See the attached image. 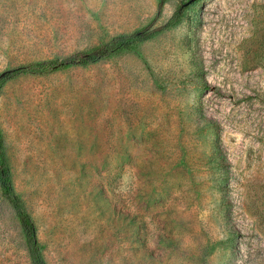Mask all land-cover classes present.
I'll use <instances>...</instances> for the list:
<instances>
[{
	"label": "rangeland",
	"instance_id": "1",
	"mask_svg": "<svg viewBox=\"0 0 264 264\" xmlns=\"http://www.w3.org/2000/svg\"><path fill=\"white\" fill-rule=\"evenodd\" d=\"M170 28L0 89L49 264H264V0H0V73ZM0 264H32L0 186Z\"/></svg>",
	"mask_w": 264,
	"mask_h": 264
},
{
	"label": "trees",
	"instance_id": "2",
	"mask_svg": "<svg viewBox=\"0 0 264 264\" xmlns=\"http://www.w3.org/2000/svg\"><path fill=\"white\" fill-rule=\"evenodd\" d=\"M164 0H161V4ZM183 16L180 7L165 23L153 27L149 24L128 33L114 35L107 41L83 50H77L63 57L35 60L25 64L7 68L0 73V89L8 80L22 74H46L68 69L77 65H89L106 59L124 50H133L136 46L156 34L177 24ZM0 186L3 196L11 204L24 231L32 264H49L43 253V247L37 235V227L24 198L15 188L12 168L0 126Z\"/></svg>",
	"mask_w": 264,
	"mask_h": 264
}]
</instances>
